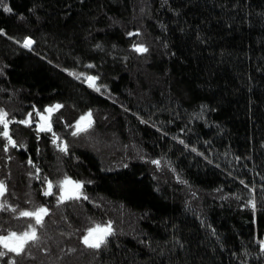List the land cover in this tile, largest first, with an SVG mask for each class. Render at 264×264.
<instances>
[{"label":"trees","instance_id":"1","mask_svg":"<svg viewBox=\"0 0 264 264\" xmlns=\"http://www.w3.org/2000/svg\"><path fill=\"white\" fill-rule=\"evenodd\" d=\"M0 112V234L37 235L0 264H264V0H2Z\"/></svg>","mask_w":264,"mask_h":264},{"label":"snow or ice","instance_id":"2","mask_svg":"<svg viewBox=\"0 0 264 264\" xmlns=\"http://www.w3.org/2000/svg\"><path fill=\"white\" fill-rule=\"evenodd\" d=\"M0 2H2V0H0ZM4 10L9 11V12L11 11V9L7 7H5ZM32 43L33 41L31 39H26L24 41L23 46L30 47ZM136 51L144 52V51H147V49L142 48V47H137ZM87 79L92 82L90 86L94 87L96 77L90 76V77H87ZM96 90L99 91V88L97 87ZM60 107L61 105H56L55 109H58ZM52 111H54V108L47 109V112L49 113H51ZM7 115L8 114L6 112H0V125L3 126V131L0 134H2L5 138H7L8 142L12 146L15 147L16 146L15 140H13L12 137L9 135L8 125L10 121H8ZM28 115H29V120L21 121V123H25V124L30 123L31 113H29ZM37 115H40V114L37 113ZM91 117H92L91 112L87 113L84 116H81L80 121H78L77 124L75 125L76 131L73 133V135H76L77 133L82 132V131H86L87 128L91 125V122H92ZM40 119L46 121L47 118L44 116H40ZM39 130L40 131H45V130L51 131V124L50 123L40 124ZM53 136L54 138L58 139V137H55V133H53ZM61 150L67 151V146L65 145ZM153 162L156 163L157 165H159L160 163L159 161H153ZM29 163H31V161H29ZM33 166L35 167V165ZM37 171H39L38 168H37ZM47 184H48V188H47V191L45 192V195H51L53 184L51 181H48ZM57 188L60 190V195L57 197V199L63 202L65 199H71V198L78 199L79 198L78 190L82 188V184L79 182H75L71 180L70 178L65 177L64 180L59 181L57 183ZM4 191H6L5 185L3 184V182H0V194H2ZM86 198L87 197H85V199ZM252 207L255 208L254 203L252 204ZM13 211L15 210L13 209ZM47 212H48L47 208L38 207L34 209L33 211H23L20 213V216L34 218L36 224L42 225L43 216L46 215ZM29 227L31 228V231H24L19 235L16 232H10L7 235L0 234V246L16 254L22 253L24 251L25 245L29 241L34 242L37 239L36 229L32 227L31 225ZM110 234H111L110 224L107 225L106 227L97 224L94 228H90L88 230V234L84 237V243L89 247L99 248L101 244L105 242L106 236ZM4 254H5L4 252H0V256H3Z\"/></svg>","mask_w":264,"mask_h":264},{"label":"rangeland","instance_id":"3","mask_svg":"<svg viewBox=\"0 0 264 264\" xmlns=\"http://www.w3.org/2000/svg\"><path fill=\"white\" fill-rule=\"evenodd\" d=\"M95 77V76H93V75H90V74H83L82 76H81V78H83V79H85L86 81H87V83H88V79H87V77ZM97 80V79H96ZM89 85V84H88ZM95 89L97 88V84H96V86L94 87ZM56 105H60V104H55V105H52V106H49V107H47L45 110H44V112H42V113H39L40 115H37V112H36V117H37V119L35 120V121H37L36 122V127H37V130L38 131H40L39 130V125L40 124H44V123H50L51 124V122H52V120H53V116H54V114L55 113H57L60 109H61V107L60 108H58V109H55V106ZM49 108H54V111H52L51 113H49V112H47V109H49ZM86 115V114H85ZM40 116H44V117H46L47 119H46V121L45 120H41L40 119ZM35 117V118H36ZM81 118V117H80ZM80 118L77 120V122L78 121H80ZM27 120H29V116H28V118H27ZM91 125L87 128V130L86 131H88L91 127H92V125H93V122H94V119H93V116L91 117ZM30 122L31 123H35L34 122V117L33 116H31L30 117ZM77 122L74 124V132L76 131V128H75V125L77 124ZM85 123H87V122H85ZM46 131V130H45ZM82 132H85V131H82ZM79 133H81V132H79ZM58 143V142H57ZM62 145H64L63 143H61ZM61 144H59V145H61ZM60 195V190H59V193H58V195L57 196H59ZM83 193L81 192V194H80V196H79V198L78 199H81L83 196ZM59 202H61V201H59ZM47 215V214H46ZM46 215H44V216H46ZM35 220V219H34ZM94 228V227H93ZM88 234V231H87V233H86V235ZM85 235V236H86ZM84 236V237H85ZM84 237H83V239H82V243L85 245V247H89V246H87L85 243H84ZM108 237V235L106 236V238ZM106 238H105V240H106ZM261 246H262V250H264V239H263V242L261 243ZM30 248V242H28V244L26 245V248L25 249H29ZM89 248H92V247H89ZM5 250H7V249H5ZM8 251V250H7ZM8 252H10V251H8ZM10 253H12V254H14V252H10Z\"/></svg>","mask_w":264,"mask_h":264},{"label":"flooded vegetation","instance_id":"4","mask_svg":"<svg viewBox=\"0 0 264 264\" xmlns=\"http://www.w3.org/2000/svg\"><path fill=\"white\" fill-rule=\"evenodd\" d=\"M74 181V180H73ZM83 188V187H82ZM82 188L81 189H79L78 190V193H79V196H80V194H81V190H82ZM3 194V193H2ZM2 194H1V197H2ZM75 200H77V198H71V199H65L63 202H67V201H75ZM44 217L45 216H43V219H44ZM30 242V241H29ZM28 244V243H27ZM26 244V245H27ZM26 245H25V247H24V249L26 248ZM14 254H16V253H14ZM21 254V253H20ZM16 255H19V254H16Z\"/></svg>","mask_w":264,"mask_h":264},{"label":"water","instance_id":"5","mask_svg":"<svg viewBox=\"0 0 264 264\" xmlns=\"http://www.w3.org/2000/svg\"><path fill=\"white\" fill-rule=\"evenodd\" d=\"M32 46H33V43L31 44L30 48H31ZM91 83H92V82L88 80V84L90 85ZM96 84H97V80H95V86H96ZM95 86H94V87H95ZM91 87H93V86H91ZM94 87H93V88H94ZM0 200H1V194H0Z\"/></svg>","mask_w":264,"mask_h":264}]
</instances>
